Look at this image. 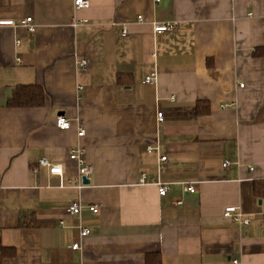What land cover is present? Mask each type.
Segmentation results:
<instances>
[{"label":"crops","instance_id":"1","mask_svg":"<svg viewBox=\"0 0 264 264\" xmlns=\"http://www.w3.org/2000/svg\"><path fill=\"white\" fill-rule=\"evenodd\" d=\"M87 1L0 0V22L35 26H0V251L16 250L3 264H264V0ZM170 22L176 31L155 33ZM30 85L44 104L8 108ZM78 145L95 172L82 188ZM230 207L251 224L224 218Z\"/></svg>","mask_w":264,"mask_h":264},{"label":"built area","instance_id":"2","mask_svg":"<svg viewBox=\"0 0 264 264\" xmlns=\"http://www.w3.org/2000/svg\"><path fill=\"white\" fill-rule=\"evenodd\" d=\"M156 3H160L161 0H154ZM74 6L76 10H84L88 9L90 7V3L87 0H75ZM139 22H144L142 18H139ZM0 26H10L14 28H24L26 29L29 33H34L35 32V26L33 25V19L32 18H26L23 20L20 24H17L14 21H1ZM154 26V31L155 33H168V32H174L176 31L178 27L177 22H170V23H162V24H153ZM124 36L127 35V31H124L123 33ZM79 65L81 66L82 69H86L88 66V61L86 59H82L81 62H79ZM156 82V76L152 75L148 78L145 79L144 84H153ZM243 85H241L242 87ZM173 100V99H172ZM158 122L161 124L164 122V114L163 112L158 113ZM56 125L59 129L61 130H69L71 128V122L65 117V116H59L56 121ZM78 136L80 138H83L85 136V130L83 128L79 129ZM147 153L151 154L156 151H159V147H147L146 149ZM86 155L87 151L86 149L78 145L74 147L70 151L69 158L71 161L75 162L79 168L78 171V181L76 183V186L78 188H82L85 186V180L91 181L92 176L94 175V168L91 167L86 160ZM160 160L162 162H165L167 160V157H161ZM38 165L40 167L47 168L52 176H57L60 178V188L65 189L68 185H72L71 180H67L64 169L62 166L59 165H54L50 163L48 160L42 159L38 162ZM232 163L230 161H226L223 164L224 169H228L229 166H231ZM39 172V169H34L33 173L37 174ZM146 181V175H142L140 184H144ZM186 191L188 193L194 194L196 192V189L194 187H187L186 186ZM170 191L169 186H163L159 185V194L160 196L164 197L167 196ZM178 205H182L181 202L178 203ZM84 210V206L80 202H73L70 207L68 208L67 212L70 216H79L81 215L82 211ZM88 210L91 211L93 214H98L100 209L97 205H91L88 206ZM264 218V213L262 214ZM224 218L226 219H231L241 225L249 226L252 222L251 219L244 218V215L239 213L237 208L230 207L227 208L224 211ZM91 232L88 229H83L81 231V240L87 238L90 236ZM82 242L78 241L75 242L72 246L71 249L73 251H79L82 249ZM233 264H241L238 259L233 260Z\"/></svg>","mask_w":264,"mask_h":264},{"label":"trees","instance_id":"3","mask_svg":"<svg viewBox=\"0 0 264 264\" xmlns=\"http://www.w3.org/2000/svg\"><path fill=\"white\" fill-rule=\"evenodd\" d=\"M256 58L264 57V48H259L254 51ZM46 99V92L42 86L30 85L19 86L13 92L11 99L7 103V107L11 109L37 108L41 107ZM201 114V111H197ZM255 192L260 199H264V181L255 183ZM16 255L14 248H3L0 251V264L7 258H13ZM147 264H162L159 256H148Z\"/></svg>","mask_w":264,"mask_h":264},{"label":"water","instance_id":"4","mask_svg":"<svg viewBox=\"0 0 264 264\" xmlns=\"http://www.w3.org/2000/svg\"><path fill=\"white\" fill-rule=\"evenodd\" d=\"M85 184H89L90 182L88 181V180H85V182H84Z\"/></svg>","mask_w":264,"mask_h":264}]
</instances>
